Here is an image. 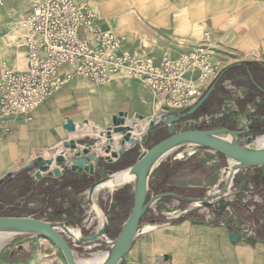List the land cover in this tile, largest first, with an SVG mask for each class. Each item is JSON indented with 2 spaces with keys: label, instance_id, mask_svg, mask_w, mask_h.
Segmentation results:
<instances>
[{
  "label": "crops",
  "instance_id": "0c3cea01",
  "mask_svg": "<svg viewBox=\"0 0 264 264\" xmlns=\"http://www.w3.org/2000/svg\"><path fill=\"white\" fill-rule=\"evenodd\" d=\"M32 1L0 0V65L25 69V51L16 47L14 41L26 33L20 22ZM88 1L97 16L110 14L114 18L118 32H128L138 14L150 16L162 5L165 9L159 19L166 21L168 12H173V20L187 25L191 39L199 36L208 8L216 23L222 13L250 3L243 8L241 19L228 18L231 25L223 34L226 49L241 58L219 66V79L210 97L192 116L177 121L175 129H192L193 121L188 120L212 116L209 123L196 127L224 126L248 131L250 135L264 134V64L258 61L264 57V0H218L215 4L211 0L203 1L202 5L200 0H174L166 6L158 0ZM101 25L109 27L104 22ZM119 112L127 113V123L132 126L135 139L149 138L157 143L169 134L168 126L166 131L153 133L152 128L157 124L146 132L149 120L157 116L156 121L165 110L143 85L129 79L115 78L104 86L73 79L29 116H0V208L42 213L45 219L88 230L90 219L84 209L92 199V194L91 198L88 195L90 185L106 173L134 163L128 153L140 144L129 148L112 164H94L93 175L78 169L71 171L53 158L60 152L61 143L69 139L75 140L78 149L93 143L92 153L104 157L100 150L104 133L111 129L112 117ZM66 119L76 125L74 132L64 129ZM140 124L145 126L134 131ZM119 139L120 134L114 137L116 141ZM95 147L99 152H95ZM36 151H42L43 158L52 159L50 169L59 168L60 177L51 178L48 170L37 180L35 169L21 167L36 156ZM173 152L162 158L151 172L147 200L151 195L162 197L154 203L155 213L145 211L139 233L119 264H264V165L242 168L233 175L229 197L219 203L224 207L214 204L197 208L193 201L203 198L209 189L222 186L221 161L227 158L202 147L195 148L185 160L177 156L170 159L168 155ZM12 164L16 165L15 170L5 177L4 172ZM232 173L228 174V180ZM134 178L103 184L96 193L97 198L100 190H108L104 208L109 235L118 232L132 207L127 190H113L132 184ZM169 193L178 197L165 195ZM94 207L92 204L98 218ZM174 211L184 213L174 219L170 215ZM233 232H236L235 240L230 239ZM35 253L30 247L0 243V264H40Z\"/></svg>",
  "mask_w": 264,
  "mask_h": 264
},
{
  "label": "built area",
  "instance_id": "2783aa9c",
  "mask_svg": "<svg viewBox=\"0 0 264 264\" xmlns=\"http://www.w3.org/2000/svg\"><path fill=\"white\" fill-rule=\"evenodd\" d=\"M20 26L26 33L14 45L24 49L26 67L18 70L0 65L3 117L29 116L73 79L104 86L115 78L139 82L165 113L181 114L201 98L221 70L214 60L217 40L209 31L204 32L203 40L191 51L177 57L137 54L124 46V36L101 25L84 0H33ZM211 119L212 116H204L188 121L198 128ZM182 147L178 158L191 155L198 146ZM225 183L209 189L203 198L193 201V206L202 208V201L217 206L226 202L231 185L223 188ZM155 202H150L147 210L155 213ZM183 213L174 211L170 215L179 219Z\"/></svg>",
  "mask_w": 264,
  "mask_h": 264
},
{
  "label": "water",
  "instance_id": "95a60500",
  "mask_svg": "<svg viewBox=\"0 0 264 264\" xmlns=\"http://www.w3.org/2000/svg\"><path fill=\"white\" fill-rule=\"evenodd\" d=\"M219 77L208 87L201 98L187 111L181 114H168L158 117L157 121L153 119L149 120L146 132L160 122L167 124L169 128V135L157 143L153 144L146 151H143L137 158L136 162L132 165L133 169L138 172V176L135 182V189L132 197L131 210L124 221L119 233L114 239V245L112 249V256L105 264H119L124 255L130 249L133 240L137 236L139 230V223L148 208V205L152 201H157L161 198V195H152L147 200V194L149 191V177L152 170L159 162L157 161L166 152H171L185 145H195L198 147L210 149L230 161V159L240 161L242 165L238 170L249 167H259L264 165V148H251L249 147L257 139L256 135H251L247 131L230 130L223 127H215L211 129H199L192 128L183 131H177L175 129V123L180 119L192 116L210 97L214 90ZM141 118V117H140ZM64 129L67 132H74L76 125L69 119H66ZM132 127L127 123V113L119 112L112 117V127L104 133L105 141L100 150L105 154L104 157H97L92 153L93 143L87 144L84 147L78 149L75 140L69 139L61 143L60 152L53 158L55 162L62 163L64 167H69L71 171L82 170L89 175L94 174V164L99 165L102 163L112 164L124 155V153L131 147L144 144L143 140L133 139L131 136ZM120 134V139L116 141L118 144L113 149L112 145L115 144L114 137ZM220 137H231V141ZM128 143V145H126ZM42 151H36V156L23 163L22 168L30 167L35 169V178L40 180L43 178L42 173L51 170V178L55 179L61 176L59 168H52V159L43 158ZM231 162V161H230ZM16 165H10L4 172V176L7 177L15 170ZM111 176L104 179H100L93 182L88 190L89 198L96 186L101 182L107 180ZM233 178V177H232ZM227 182L223 188H226ZM126 188L123 186L122 189ZM173 197H178L174 193H169ZM164 196V195H163ZM191 201V199H188ZM198 200V199H196ZM195 200V201H196ZM91 200H89L90 202ZM203 205H210L206 201H202ZM219 207H224V204H219ZM66 228L69 226L63 224ZM7 229H19L23 232H34L49 238L54 245L60 250L66 260L67 264H77L73 256V251L65 238V233H61L57 230L52 223L39 218H33L29 216L16 217V216H0V231ZM101 231L103 235L106 229ZM236 232L230 234V239L235 240ZM87 242L97 240L95 236H91L85 239Z\"/></svg>",
  "mask_w": 264,
  "mask_h": 264
},
{
  "label": "rangeland",
  "instance_id": "374dc122",
  "mask_svg": "<svg viewBox=\"0 0 264 264\" xmlns=\"http://www.w3.org/2000/svg\"><path fill=\"white\" fill-rule=\"evenodd\" d=\"M84 1L97 15L95 9L89 5L88 3L89 1L88 0H84ZM158 1L160 2L163 1L164 6L172 4L174 2V0H158ZM207 1L211 2V0H200L199 5H202L203 3H207ZM217 1L218 0H212V3L215 4ZM199 5L196 4V6ZM248 5H250V3H246L244 7H247ZM244 7L242 6L241 9L239 10H228L222 13V15L217 18L218 20L216 23L214 16L211 15L210 10L208 8L209 14H207L203 20L204 26L201 28L199 27L200 34L195 39L190 38L189 31L187 30V25L185 23L176 22L173 20L172 18V16H174L173 12L171 11L168 12V18L166 21L159 19L161 13L165 9L162 5H160L159 8L155 10V12L152 13L150 16L143 17L141 16V14L137 13L138 18L135 20L133 28H131L128 32H118L115 29L114 18L110 14H103L102 16L100 17L97 16V17L100 18L101 23L104 22L109 27H111V29L116 34L124 36L125 38L124 46L127 49L137 54L151 55L156 58L161 57L162 55H167L169 57H177L181 54L191 51L196 45H198L203 40L204 32L209 31L211 36L217 40V48H216L217 51L214 58L215 63L221 66L223 65V63H232L237 59L241 58L237 56L235 53H233L231 49H226L225 45L223 44V36H224L223 34L226 32V30H228L229 26L231 25L228 18L234 17L235 19H241L242 17L241 12ZM133 11L134 13H136L135 10ZM258 61L259 63L264 64V57L258 59ZM168 114L164 113V115H168ZM138 128L139 126L136 127L134 131L137 130ZM166 129H167V124H165L164 122H160L154 128H152L153 130L152 132L157 134L160 133V131H166ZM132 133L133 131L131 132V134ZM262 135L264 134H260L257 137L259 136L262 137ZM140 139H142V137ZM260 140L264 141V137L260 138ZM155 143H156L155 141H152L151 139L148 138L147 141H144V144L137 146L130 153H128L129 158L132 159V161L135 163L138 156ZM254 145L255 142H253V144L249 147L258 148L257 145L255 146ZM181 153H183V147L175 149L173 153L168 155V157L170 159H173L174 157L177 156V154L181 155ZM187 157L188 155L184 154V156L180 159L185 160ZM176 161L179 160L177 159ZM134 163L128 165L123 169L106 173L105 175H103V177L99 178L98 180L104 179L108 176H113L115 173L127 169L128 167H131ZM221 164L223 167L221 168L220 175H221V179L225 181L224 176L230 170L231 165H229L227 160L224 161L223 159L221 161ZM132 186H133L132 184L126 185L127 191L130 193L131 197H133ZM107 193L108 190H100L98 192V197L97 198L94 197L93 199H90L91 201L87 202V206L85 205L84 210L87 211V216L90 219V221L88 222V224H90V226H88L89 227L88 230H86L85 228L84 230L80 226L68 227L69 229H77L80 233V237L84 240L91 236H95L96 238H98L97 240L92 242L91 241L82 242L79 240L77 241L72 240V237L65 235V238L68 241L73 251V254L77 259H86L92 257L94 254H102V252L108 251L110 249L109 242H112L115 239V237L117 236V234L121 229L120 226L117 233H112L111 235H109L106 233L107 231H105V233L101 235V231H104L103 229L104 228L107 229L109 226L107 212L106 209L104 208ZM93 203H96L100 207L103 216L102 220L96 218L94 211H92L91 207ZM0 216H16V217L29 216L33 218L46 220L54 225H63V223H59L58 221L45 219V216L42 215V213L35 215V214H30L24 210L16 211V210H4L0 208ZM150 228L151 227H148V229ZM83 231L87 232V234L89 233V235L84 234ZM3 244H16L24 247H30L31 252L33 251L36 252L35 258L39 259L40 264H67L62 252L57 249L54 243L46 236L40 235L38 233L22 232L15 235H9L6 237V240L3 242Z\"/></svg>",
  "mask_w": 264,
  "mask_h": 264
},
{
  "label": "bare ground",
  "instance_id": "6f19581e",
  "mask_svg": "<svg viewBox=\"0 0 264 264\" xmlns=\"http://www.w3.org/2000/svg\"><path fill=\"white\" fill-rule=\"evenodd\" d=\"M128 120V119H127ZM136 120H143V119H137ZM158 120V119H157ZM156 120V121H157ZM149 124V123H148ZM141 127H144L143 124H140L139 125V128ZM148 127V126H147ZM146 127V129H147ZM132 132V131H131ZM132 136V134H131ZM264 137V136H262ZM262 137H257V139L255 140V145H257L258 148H264V141H261L260 138ZM133 139H135L133 136H132ZM220 138H223V139H226L228 141H231V137H220ZM138 140V139H136ZM116 140H115V146L117 147L118 144H116ZM128 145V144H127ZM254 145V146H255ZM172 151V150H171ZM95 152H99V150H97V147H95ZM169 152H166L165 154H163L157 161H160L162 160V158L164 159V157L168 154ZM230 170L228 171V173L224 176V180L227 182V185L230 186L231 183H232V177L233 175L238 171V168L242 165V163L240 161H236V160H233V159H230ZM129 168V169H128ZM126 171H123L121 173H118L117 175H113L111 176L110 178H108L107 180L101 182L98 186L95 187V189L93 190L92 192V199L94 197H96V193L97 191L99 190V188L103 185V184H108V183H121V182H125V181H118V180H124V179H130V178H134V181L132 183V190L134 191L135 189V182H136V179H137V176H138V172L136 170L133 169V167H128ZM125 170V169H124ZM232 173L231 175V178L229 179V184H228V180H227V177H228V174L229 173ZM116 174V173H115ZM131 180V179H130ZM128 181V180H126ZM128 185V184H127ZM126 186V185H124ZM123 187V186H122ZM122 187L118 188V189H114V190H119V189H122ZM87 194V193H86ZM96 199V198H95ZM94 204L96 203H93V207H94ZM97 205V204H96ZM98 206V205H97ZM94 207V209L96 208L95 212L96 214H98V218L99 220H102L103 219V216H102V213L100 211V209L98 207ZM101 223V222H100ZM57 230H59L61 233H65L66 235L72 237L73 240H79V241H82V242H87L86 240L82 239L80 237V233L77 229H69V228H66L65 226L63 225H54L52 224ZM23 231L19 230V229H7V230H2L0 231V243H3L5 240H6V237L9 236V235H15V234H19V233H22ZM100 235V234H99ZM99 237V236H97ZM98 239V238H97ZM109 245H110V249L106 252H102V254H94L92 257H89V258H86V259H77L74 254V258H75V261L77 264H105L112 256V247L114 245V240L112 242H109Z\"/></svg>",
  "mask_w": 264,
  "mask_h": 264
},
{
  "label": "trees",
  "instance_id": "16d2710c",
  "mask_svg": "<svg viewBox=\"0 0 264 264\" xmlns=\"http://www.w3.org/2000/svg\"><path fill=\"white\" fill-rule=\"evenodd\" d=\"M234 67V66H233ZM123 191H126L127 190V188H124V189H122Z\"/></svg>",
  "mask_w": 264,
  "mask_h": 264
}]
</instances>
